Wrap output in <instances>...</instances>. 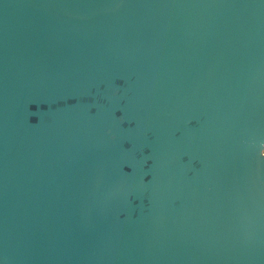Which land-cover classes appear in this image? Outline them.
Masks as SVG:
<instances>
[{"label":"water","instance_id":"obj_1","mask_svg":"<svg viewBox=\"0 0 264 264\" xmlns=\"http://www.w3.org/2000/svg\"><path fill=\"white\" fill-rule=\"evenodd\" d=\"M0 264H264V0H0Z\"/></svg>","mask_w":264,"mask_h":264}]
</instances>
